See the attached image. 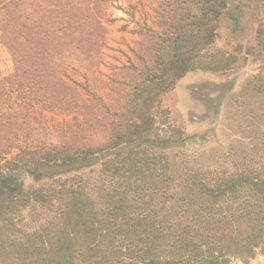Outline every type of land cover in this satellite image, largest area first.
Masks as SVG:
<instances>
[{"label":"trees","instance_id":"1","mask_svg":"<svg viewBox=\"0 0 264 264\" xmlns=\"http://www.w3.org/2000/svg\"><path fill=\"white\" fill-rule=\"evenodd\" d=\"M106 1L0 0V264H248L264 254V153L176 170L167 151L189 138L159 103L187 73L251 57L246 88L264 99V6L255 43L212 50L228 0H157L105 76Z\"/></svg>","mask_w":264,"mask_h":264},{"label":"rangeland","instance_id":"2","mask_svg":"<svg viewBox=\"0 0 264 264\" xmlns=\"http://www.w3.org/2000/svg\"><path fill=\"white\" fill-rule=\"evenodd\" d=\"M156 2L106 1L102 18L107 27V35L100 50L99 66L105 76L114 67L127 63L130 48L138 39L136 31L140 26L151 23ZM263 6L264 0H228L211 49L230 50L238 43H255ZM5 51L0 45V75L8 73L11 67L10 56ZM256 70L257 62L251 57L246 62L241 60L223 73L190 72L177 82L173 90L161 97L159 110L167 112V123L181 128L183 135L189 138L183 147L167 151L176 170L193 168L233 171L245 162L261 159L264 153L261 126L264 124L256 119L264 109V99L259 95L251 96L252 93L246 88V83ZM75 77L81 80L80 76ZM228 83L232 84V88L227 89ZM42 115L49 125L69 119L49 112ZM160 120L158 117L159 123ZM97 168L94 166V170ZM89 170L87 168L55 177L89 174ZM51 181L50 178L35 181L29 176L24 180L27 188ZM230 264L241 262L232 259ZM248 264H264V254L258 252Z\"/></svg>","mask_w":264,"mask_h":264},{"label":"water","instance_id":"3","mask_svg":"<svg viewBox=\"0 0 264 264\" xmlns=\"http://www.w3.org/2000/svg\"><path fill=\"white\" fill-rule=\"evenodd\" d=\"M178 264H209L205 262H183V263H178Z\"/></svg>","mask_w":264,"mask_h":264}]
</instances>
